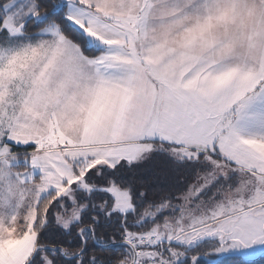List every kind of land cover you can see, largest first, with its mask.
I'll use <instances>...</instances> for the list:
<instances>
[{"label": "snow or ice", "instance_id": "6c2138e0", "mask_svg": "<svg viewBox=\"0 0 264 264\" xmlns=\"http://www.w3.org/2000/svg\"><path fill=\"white\" fill-rule=\"evenodd\" d=\"M264 260V0H0V264Z\"/></svg>", "mask_w": 264, "mask_h": 264}, {"label": "trees", "instance_id": "16d2710c", "mask_svg": "<svg viewBox=\"0 0 264 264\" xmlns=\"http://www.w3.org/2000/svg\"><path fill=\"white\" fill-rule=\"evenodd\" d=\"M259 264H264V260L259 261Z\"/></svg>", "mask_w": 264, "mask_h": 264}, {"label": "water", "instance_id": "95a60500", "mask_svg": "<svg viewBox=\"0 0 264 264\" xmlns=\"http://www.w3.org/2000/svg\"><path fill=\"white\" fill-rule=\"evenodd\" d=\"M261 261V260H260Z\"/></svg>", "mask_w": 264, "mask_h": 264}]
</instances>
